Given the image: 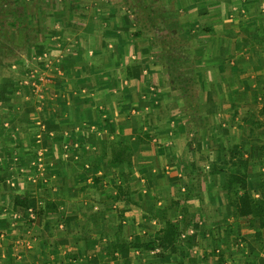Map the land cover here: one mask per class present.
<instances>
[{
  "label": "crops",
  "instance_id": "1",
  "mask_svg": "<svg viewBox=\"0 0 264 264\" xmlns=\"http://www.w3.org/2000/svg\"><path fill=\"white\" fill-rule=\"evenodd\" d=\"M148 6L59 45L57 72L41 61L39 105H4L25 128L0 131V264H264V227L237 217L216 169L241 146L264 196V0Z\"/></svg>",
  "mask_w": 264,
  "mask_h": 264
},
{
  "label": "rangeland",
  "instance_id": "2",
  "mask_svg": "<svg viewBox=\"0 0 264 264\" xmlns=\"http://www.w3.org/2000/svg\"><path fill=\"white\" fill-rule=\"evenodd\" d=\"M148 5H151V0H0V131H3L5 122L8 127L11 118L15 119L16 123L22 121L17 116L11 117L9 115L11 112L2 113L4 105L13 103L15 107L18 104L21 106L27 99L39 105L41 88L46 89L48 86L47 84L43 87L45 82H42V75L39 72L45 65L48 74L58 71L57 66L60 63L56 61L58 55L54 50L59 45H65L69 41L75 43V39L86 43V46L87 43H94L100 36L101 27L131 25L137 21L139 10L147 11L148 15ZM94 29L99 32H94ZM155 32L158 33V30ZM95 33H98V38L95 37ZM120 35L123 33L120 32ZM123 68L128 72L127 66ZM9 98L20 101L12 102ZM33 112L34 110L30 112L31 116H35ZM33 124L36 127L35 123ZM37 125L42 129V123ZM18 126L25 128L24 124L19 123L11 131L6 127L3 134L8 133L5 137L15 141L22 130V127ZM34 126L29 130L28 136L31 138H35L36 135L39 137V131L36 132L37 127L33 128ZM0 142L3 143V140ZM9 146L14 152L19 151L17 144ZM28 151L31 152L32 147ZM33 169L36 168L33 166ZM17 196L22 197V194L17 193L16 198L11 200L19 201Z\"/></svg>",
  "mask_w": 264,
  "mask_h": 264
},
{
  "label": "trees",
  "instance_id": "3",
  "mask_svg": "<svg viewBox=\"0 0 264 264\" xmlns=\"http://www.w3.org/2000/svg\"><path fill=\"white\" fill-rule=\"evenodd\" d=\"M230 151L233 155L219 162L216 169L230 168L231 174L227 179V187L229 190L231 208L239 219L253 220V218H259L260 225L264 227V196L255 198L246 190L247 175L243 171L247 170L249 161L246 158L243 159L240 157L242 153L241 146L233 148ZM231 157L235 158L231 159ZM238 157L240 158L239 161ZM19 203L27 205L25 200H19ZM161 232L162 235L158 239L159 242L156 246L162 245L166 247L173 244L176 234V227L174 224L168 222L166 228Z\"/></svg>",
  "mask_w": 264,
  "mask_h": 264
},
{
  "label": "built area",
  "instance_id": "4",
  "mask_svg": "<svg viewBox=\"0 0 264 264\" xmlns=\"http://www.w3.org/2000/svg\"><path fill=\"white\" fill-rule=\"evenodd\" d=\"M226 264V263H225Z\"/></svg>",
  "mask_w": 264,
  "mask_h": 264
}]
</instances>
